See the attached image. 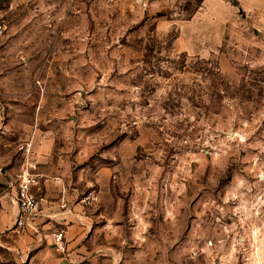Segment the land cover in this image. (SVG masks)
<instances>
[{"label":"rangeland","instance_id":"1","mask_svg":"<svg viewBox=\"0 0 264 264\" xmlns=\"http://www.w3.org/2000/svg\"><path fill=\"white\" fill-rule=\"evenodd\" d=\"M0 25V168L33 142L90 228L63 255V225L2 230L0 264H264V0H0Z\"/></svg>","mask_w":264,"mask_h":264},{"label":"built area","instance_id":"2","mask_svg":"<svg viewBox=\"0 0 264 264\" xmlns=\"http://www.w3.org/2000/svg\"><path fill=\"white\" fill-rule=\"evenodd\" d=\"M4 33V27L0 25V37ZM19 151L25 157V162L18 174L6 182V189L12 194V199L17 205V215L14 228L25 232L28 228H36L37 221L44 218L45 210L52 204L38 191L39 174L38 163L33 154V144L27 140L19 146ZM89 198H83L81 203L86 204ZM59 209L65 211L70 208L67 202H60ZM53 250L58 254H67L68 241L66 239V228L55 230L51 234Z\"/></svg>","mask_w":264,"mask_h":264},{"label":"crops","instance_id":"3","mask_svg":"<svg viewBox=\"0 0 264 264\" xmlns=\"http://www.w3.org/2000/svg\"><path fill=\"white\" fill-rule=\"evenodd\" d=\"M20 143L18 146H20ZM18 150H19V147H18ZM33 150H34V144H33ZM5 163H6V160L2 156H0V167H3L4 165H6ZM38 167H39V164H38ZM12 177L13 176H11L8 170H4L3 168H0V231L5 230V229L13 230L15 218L17 215V205L12 199V194L6 189V182ZM46 197L48 201L54 200L52 198H49L48 196ZM49 203L52 205H50L45 210L46 216L40 219L39 221H37V225L41 226L42 224L47 223L45 227H48V228H54L55 226L63 225L66 228V239L68 243L70 242L71 238L74 236H78V240H80L81 242L85 234L90 230L89 224H85V222H88V221L85 220L84 217H81L78 214L80 213V210L82 208H79L77 210V208H75L74 206L72 207L69 205L70 206L69 209L62 211L58 207L59 203L58 204L56 202L55 203L49 202ZM80 219L82 220L81 223L79 221ZM80 224H82V226H80ZM38 226H36V228ZM36 228H33L34 231L33 229L28 228L26 230V233H29L31 237L32 236L37 237V234L35 233ZM13 234L16 235L14 231H11L10 236L12 237ZM17 236H20V235H17ZM48 249H49L48 247L43 248V252L41 253H44V254L48 253L47 252ZM68 249H69V245H68Z\"/></svg>","mask_w":264,"mask_h":264},{"label":"trees","instance_id":"4","mask_svg":"<svg viewBox=\"0 0 264 264\" xmlns=\"http://www.w3.org/2000/svg\"><path fill=\"white\" fill-rule=\"evenodd\" d=\"M203 0H201V2H202Z\"/></svg>","mask_w":264,"mask_h":264}]
</instances>
